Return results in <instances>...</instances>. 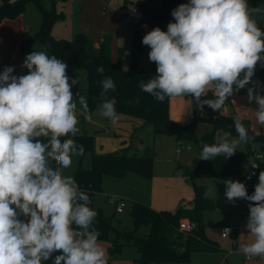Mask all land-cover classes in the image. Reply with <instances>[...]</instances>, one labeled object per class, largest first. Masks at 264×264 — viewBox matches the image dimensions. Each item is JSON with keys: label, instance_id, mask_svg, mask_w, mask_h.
<instances>
[{"label": "clouds", "instance_id": "1", "mask_svg": "<svg viewBox=\"0 0 264 264\" xmlns=\"http://www.w3.org/2000/svg\"><path fill=\"white\" fill-rule=\"evenodd\" d=\"M253 11L260 9H250L247 0L180 4L172 10L174 22L166 31L155 27L142 38L156 74L140 81L141 90L158 101L190 96L201 107L219 111L234 90L252 82L258 63L264 67V31ZM22 67L27 74L15 75L14 66L0 72V264H107L100 233L92 227L97 213L89 207V196L74 177L63 173L73 155L84 151L72 138L61 140L80 131L74 96L88 113L86 99L71 91L79 81H70L67 63L46 51L26 55ZM128 70L125 65L123 71ZM101 84L105 99L100 114L115 123L116 100L106 98L115 83L105 77ZM209 92L214 99H201ZM248 99L256 101L255 122L264 127V96L249 88ZM233 123L237 138L224 132L217 143L204 144L197 159L231 157L239 144L251 139L242 118ZM224 183L229 202H250L246 229L254 240L240 244L239 251L248 258H264V171L251 195L238 180ZM223 231L229 235L231 229Z\"/></svg>", "mask_w": 264, "mask_h": 264}, {"label": "trees", "instance_id": "2", "mask_svg": "<svg viewBox=\"0 0 264 264\" xmlns=\"http://www.w3.org/2000/svg\"><path fill=\"white\" fill-rule=\"evenodd\" d=\"M0 6V22L4 17H12L20 12L25 3L33 2L41 13V25L37 35L49 56H56L68 65L67 74L74 79L77 69H83L86 73L88 113L96 104H102L105 96H101V81L105 77H111L115 83V91L109 90L106 98H115V109L117 114L142 120L143 126H149L154 135L172 134L176 142H191L198 153L202 151L204 144L216 143L215 132L223 130L237 135L234 127V118L220 115V110L214 112L210 107L204 105L202 114L199 111L198 102L190 96L192 104V121L188 124H178L169 119L168 99L156 100L152 95L143 92L139 87L140 81L147 82L156 74V64L148 70H141L138 67L143 49L140 41L139 31H135L130 50V62L128 71H123L120 61L111 59V47L109 36H104L102 41L95 48L92 40L84 34L78 33L71 40L55 39L51 35L52 26L63 19L62 13H56L54 5L56 0H22L14 5H8L2 0ZM45 2L49 3L46 8ZM189 0H161L155 6L152 0H141L138 4L140 12L139 23L146 26V33L155 27L166 31L169 22H174L171 15L173 9ZM250 9L259 8L260 11H253L252 18L264 12V0H247ZM256 21V20H255ZM256 23L263 28L262 24ZM264 29V28H263ZM264 55V54H262ZM103 68V73L98 72ZM256 79L264 84V67L258 63V70L255 73ZM74 91V85L71 88ZM211 92L202 99H214ZM224 106V105H223ZM205 110V112H204ZM87 113V114H88ZM85 114V113H84ZM85 114V115H87ZM84 117H81V121ZM197 122L207 123L211 126L209 132L201 136L195 133ZM251 139L247 146L255 143L259 152L264 154V134L256 135L248 129ZM72 138L77 145H82L83 152L91 153V166L83 169L80 166L73 174L74 179L81 191L89 196V207L97 213L92 227L99 231L98 242L110 244L107 253L109 264L119 254L124 246H133L137 251L138 264H181L187 262L193 252H211L216 249L215 245L205 239L202 227V215L205 211L214 209L213 201L207 196L204 187L193 183L196 178H242V159L250 153L240 154L235 152L231 157L220 155L212 160H200L198 165L191 169L178 167L177 176L191 182L194 193L189 208L178 207L174 212L155 211L149 206L134 202L129 210L133 230L114 228L113 217L104 215L101 210L94 207V196L102 192V179L104 176L112 178H123L127 173H133L144 178H151L153 171V159L151 157L129 155L126 149L107 154H95L93 152V138L90 135L77 134L75 137H61V140ZM264 171V162L259 163V172ZM253 192H249L251 195ZM250 202L245 201L243 213L249 217ZM182 220L194 222L197 229L193 232H182L178 225ZM142 225L149 227L145 235L138 234V228ZM75 227V226H74ZM116 232V234H114ZM56 255V254H54ZM43 264H52V261H45Z\"/></svg>", "mask_w": 264, "mask_h": 264}, {"label": "rangeland", "instance_id": "3", "mask_svg": "<svg viewBox=\"0 0 264 264\" xmlns=\"http://www.w3.org/2000/svg\"><path fill=\"white\" fill-rule=\"evenodd\" d=\"M84 0H56L54 5V10L56 13H62L63 19L57 21L51 29V35L55 39H67L71 40L77 33L74 31V26L76 24L79 25H85L90 28V30L94 31V34H99L101 36V32L103 30H106L102 23V18H99L100 11L99 9L95 8V6H92L88 0H86L85 3L80 5ZM111 5L115 6L119 3L121 4L122 0H110ZM161 2V1H160ZM159 3H155V6L159 5ZM1 6V4H0ZM46 8L49 7V3L45 2ZM138 8V1L135 2V5H133ZM108 10L110 9V6H107ZM113 16L115 14H112ZM115 17V16H114ZM41 13L33 2H27L25 3L23 9L15 14L14 16L10 17H4L0 22V52L4 54L3 62L5 66H14L15 71L14 74L24 75L27 74V69L22 67L23 61L26 57V55L30 54L33 51H45L43 45L38 40L37 35L40 29L41 25ZM116 19V17H115ZM255 20L262 24L264 28V12L261 14H257L255 16ZM114 22L113 24H115ZM117 23L120 24L117 28V32L121 34L122 30L121 25L123 27H127L130 30V36L128 37L127 41L120 40L118 43V46L115 50V57L116 60L119 59L122 69L126 65L129 66L130 62V50H131V43L132 38L134 35L133 30L138 28L136 25H129L127 23H124L122 21H118ZM127 24V25H126ZM109 26L108 24H106ZM73 29V31L71 30ZM109 28H112L109 26ZM115 28V26H114ZM56 30V31H55ZM109 30V29H108ZM55 31V33H54ZM59 32V33H58ZM83 33V32H82ZM107 35H112V32L104 31ZM133 33V35H132ZM140 41L141 46L143 49V53L140 57L138 66L142 70H148L150 68V61L148 58V53L150 51V48L148 46H145L142 44V38L146 34L145 31H140ZM115 36V35H114ZM34 40L31 44H26V41ZM1 65V63H0ZM4 66V67H5ZM3 67V68H4ZM2 68V69H3ZM2 69H0V72H2ZM258 70V65L256 67L255 73ZM74 79H78L79 83L74 85V91L71 89L73 94L79 93V95L83 96L86 101L88 102V95H87V81H86V73L83 69H77L74 74ZM252 80L255 81V83L259 87L264 88V84L262 82H259L256 79V76L252 77ZM235 88V86H234ZM246 90V88H242ZM241 92V89L238 91L233 92V94H237ZM74 99L77 103V118L79 120V123L77 127L80 129L79 133L80 135H90L93 138V145L94 150L93 152H98L101 148H103L105 153L107 152H113L111 151V147L117 142V139H114V135L112 133V128L114 127L113 122L104 117L100 114V104H96L93 109L89 111L87 115L91 116V119H87L86 115L84 114L83 109L81 108L78 98L74 96ZM228 103V106L231 108L229 99L226 100ZM199 105V111L202 114L203 112V106ZM205 112V110H204ZM118 116H124L130 119H134V121H137L139 119L129 117L123 114H117ZM84 117V120L81 121V117ZM147 128H150L149 126H146ZM211 130V126L207 123L203 122H197L195 124V133L197 136H201L206 132H209ZM224 133L223 130H217L215 132V140L216 143L218 141V138L222 136ZM157 138L155 148L153 150L154 156L163 157L168 156L170 157L171 154V160L170 163V170L171 172H174V170L177 171V165H183L187 168H195L198 163V153L195 148V146L191 142H176L175 137L172 134L166 133V134H158L155 136ZM232 138H237V135H232ZM163 139H169L172 140V149L168 147V145H164ZM102 144V147L99 145ZM180 148V153H175L176 148ZM182 145V146H180ZM186 147L191 148L190 152L186 151ZM251 148L256 151V153L261 154V159L264 162V154L259 152V149L255 143L252 144ZM127 153L129 155H132V151L129 149H126ZM246 145L245 143H241L237 147V151L244 154L246 153ZM246 161H249L248 156H244ZM163 164V163H162ZM169 165V164H168ZM55 166V165H53ZM80 166L83 169H89L91 166V153L90 152H83L81 155H73L72 157V163L71 166L67 169L63 170L64 175H70L73 177L74 172L76 169ZM162 174H167V172L161 171ZM174 176H177L175 174ZM153 177V174H152ZM151 178H144L141 176H138L133 173H127L123 178H112L109 176H104L102 179V193H99L98 195L94 196V207L96 209L101 210V212L106 216H112L113 217V226L114 228H119L123 230H133V223L132 219L129 213V210L131 208L132 202L134 200H140L142 202H147L144 198L146 196H150V187H151ZM238 180V178H215V177H204V178H196L193 180V183L197 186L204 187L207 192V196L213 201L214 203V210L206 212V218H205V226L209 227L210 230H219L220 227H228V228H236L238 224L240 225H246L247 223V215L243 213V208L245 206V200L239 199L236 200L235 203L229 202L225 197V181L226 180ZM188 186H192L191 182L186 180ZM169 188V187H167ZM170 190H172L170 188ZM171 194H173V191H171ZM163 197V196H161ZM115 198H120L125 203V208L122 213L115 212L113 201ZM217 200V201H216ZM138 202V201H137ZM240 206L239 210L233 211L234 206ZM244 218L245 220H241ZM236 219V221H235ZM234 222L235 225L232 224ZM235 228V229H236ZM216 230V231H217ZM149 232V227L146 225H142L138 228V234L145 235ZM228 239H234L232 236L228 237ZM108 250V249H107ZM225 255L224 249H221L213 254H209L207 256H196V255H190V258L187 262L181 263V264H202L200 261L195 263L194 259L195 257H208L212 260L209 262L207 261L204 264H217L216 262L220 259H223ZM121 259L122 264H138L137 262H132L134 257H137V251L133 246H124L119 254H117L116 257H119ZM108 260V258H107ZM221 261V260H220ZM219 261L218 264L221 262ZM150 264H156V263H150Z\"/></svg>", "mask_w": 264, "mask_h": 264}, {"label": "crops", "instance_id": "4", "mask_svg": "<svg viewBox=\"0 0 264 264\" xmlns=\"http://www.w3.org/2000/svg\"><path fill=\"white\" fill-rule=\"evenodd\" d=\"M136 1H138L139 4L141 0H122L121 4L119 3L118 5L112 6L110 0H88V2L92 6H95L97 10L99 9L100 11L99 18H102V23L106 30H103L100 36L97 33L94 34L95 32L90 30V28H85L87 26L76 24L74 26V31L77 34L78 33L84 34L87 38L92 40L95 48L102 41L104 36H109L110 47H111V59L112 61H115L116 60L115 50L117 47H119L118 46L119 41L120 40L123 41L124 39L127 41L128 37L131 34L130 30L127 27H123L122 25H121V29L123 30L121 34L117 32V28L118 26H120V24L117 23V20L122 21L118 18L117 12L123 5L133 6L135 5ZM160 1L161 0H152V3L153 5H155V3H159ZM85 2L86 0L82 1L80 5H82ZM107 6H110L111 7L110 9L112 10L111 11L108 10ZM112 14H115L114 16L116 17V19ZM114 22L116 23L113 24ZM106 24L113 27L114 30H112V28H109V26H107ZM131 25L138 26V28L134 29L133 32L146 31L145 25H141V28L140 25L137 24H131ZM71 30L73 31L72 28ZM104 31L112 32V35L111 36L107 35L104 33ZM4 57H5L4 54L0 52V63H1L0 69H2L5 66L3 62ZM149 63L151 67L153 65V62H149ZM245 88L246 90L241 89V92L237 94H233L232 96L228 97L231 108L228 106L227 101H225L224 106L220 110V115L234 119L242 118V122L244 126L247 129H249L251 132H253L256 135L264 134V127H261L258 124H256L254 118V110L257 109L258 105L255 100L249 101L248 99L249 88H254L256 92L262 96H264V88L259 87L253 80L251 83L246 85ZM168 116L171 121L176 122L178 124L190 123L193 118L192 104L190 98H188L187 96L169 97ZM113 124L114 127L112 128V133L115 136L114 139H117V142L111 147L112 149L111 151L116 152L121 149H129L132 151L133 154H136L137 156L151 157L153 159V171H152L153 177L150 181L151 182L150 196H146L144 198L147 202H142L140 200H134L131 202L134 203L138 201L137 203L149 206L155 211L174 212L178 207L189 208L191 206V202L194 196L192 186L190 185L188 186L186 179L179 178L178 176H174L175 174H177L176 170H174V172H171L170 170L171 167L170 163L172 162L171 154L170 157L154 156L155 152L153 153V150L155 148L157 138L155 137L156 135L152 133L151 128H147L146 126H143V122L140 119L134 121V119H130L121 115L118 116V119ZM163 140L165 142L164 145H168V147L172 149V144H173L172 140L169 139H163ZM99 146L102 147V144H100ZM251 146L252 144L249 146L246 145V149H247L246 153H250V154L248 155L249 161H246L245 158L242 159V174H245L249 171L250 165L252 163L251 155L253 153H256V151L253 150ZM104 151L105 150L101 148L98 152H94V153L95 154L111 153V152L105 153ZM186 151L190 152L191 148L190 150L186 149ZM235 152L238 151L236 150ZM175 153L177 154L180 152H175ZM180 166L181 165L179 164L177 165V170L178 167ZM181 167H186V166L182 165ZM161 171L164 172L168 171V173L162 174ZM170 188L172 190H170ZM171 191H173V194H171ZM239 207H240L239 205L234 206L233 211H235L236 209L239 210ZM206 212L208 211H205L202 215V227L204 231V236L208 242H211L215 245L216 249L211 252H193L191 254L192 256L193 255L207 256L209 254H213L219 251L221 248L224 249L225 255L223 259L219 258V260L216 262L217 264L219 263L220 260H221L220 264H264V258L261 257L248 258L239 251L240 244L251 243L254 240V237H252L251 234L248 233L246 229V225L238 224L236 228V225L234 224V222L236 221L235 219V221H233L232 224L235 225L236 229L234 228V230L236 231V236L234 239L230 240L228 239V237L221 236V230L223 228H226V226L220 227L219 230L216 229L217 231L215 229L210 230L209 227L205 226ZM241 220H243V218ZM98 243H100V245L105 249L106 257L108 258L107 249L109 248L110 244L107 242H98ZM136 259L137 257H134L132 262L135 263ZM211 260L212 259L208 257H195L194 259L195 263L200 261L202 264L206 263L207 261L210 262ZM109 264H122L120 256L115 257L114 260H112Z\"/></svg>", "mask_w": 264, "mask_h": 264}, {"label": "built area", "instance_id": "5", "mask_svg": "<svg viewBox=\"0 0 264 264\" xmlns=\"http://www.w3.org/2000/svg\"><path fill=\"white\" fill-rule=\"evenodd\" d=\"M22 0H6V3L8 5H14L18 2H20ZM2 0H0V4H2ZM118 18L120 20H122L123 22L127 23V24H137L141 25L139 23V19H140V12L139 9L135 6L132 5H123L119 10H118ZM181 146V145H180ZM187 150H190L189 147H186ZM176 152H180V148L177 147ZM252 157V163L250 165L249 171L245 174L242 175V178L240 179V182L244 183L246 185L247 188V192H254V186L258 183V169H259V163L262 161L261 159V154L259 153H253L251 155ZM249 177H251L249 179ZM114 204V208H115V212L117 213H122L124 208H125V203L122 199L120 198H115L113 201ZM243 220H245L243 218ZM228 228V227H226ZM178 229L182 232H193L197 229V226L194 222H191L189 220H182L179 225H178ZM225 228H223L221 230V236L222 237H233L235 238L236 236V231L232 228L231 232L229 233V235H225L224 234V230Z\"/></svg>", "mask_w": 264, "mask_h": 264}, {"label": "water", "instance_id": "6", "mask_svg": "<svg viewBox=\"0 0 264 264\" xmlns=\"http://www.w3.org/2000/svg\"><path fill=\"white\" fill-rule=\"evenodd\" d=\"M257 25H258V24H257ZM258 26H259V25H258ZM259 27H260V26H259ZM260 29H261L262 31H264L263 28L260 27ZM31 43H33V40L26 41V44H31ZM114 234H116V232H115Z\"/></svg>", "mask_w": 264, "mask_h": 264}]
</instances>
